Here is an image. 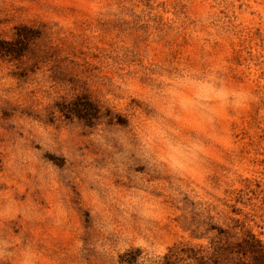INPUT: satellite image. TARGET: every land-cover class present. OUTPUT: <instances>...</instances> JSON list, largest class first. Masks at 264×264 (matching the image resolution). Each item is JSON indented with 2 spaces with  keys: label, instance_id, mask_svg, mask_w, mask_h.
I'll use <instances>...</instances> for the list:
<instances>
[{
  "label": "rangeland",
  "instance_id": "obj_1",
  "mask_svg": "<svg viewBox=\"0 0 264 264\" xmlns=\"http://www.w3.org/2000/svg\"><path fill=\"white\" fill-rule=\"evenodd\" d=\"M202 10L209 13L206 23L199 17ZM200 68L210 69L212 83L195 78L193 70ZM181 72L186 91L172 89L170 95L185 116L173 135L191 136L193 129L201 134L203 125L192 116L207 107L201 101L242 88L251 93L250 102L236 112L220 111L214 160L190 170L180 185L171 177L159 184V173L134 170L137 185L157 182L149 190L157 198L172 189L153 225L155 247L141 239L140 247L120 254L116 241L90 239L82 257L107 245L117 253H106L110 264H130L134 256L133 264H264V0H0V93L26 88L28 96L2 117L26 119L41 104L61 101L56 107L68 122L76 116L78 123L92 125L87 136L78 135L76 152L84 168L99 177L97 184L105 175L99 170L112 162L104 145L119 152L124 138L90 140L93 130L123 131L138 115H148L144 106L152 107V98L144 90L158 84L163 89L162 77ZM169 116L180 119L176 108ZM0 129L7 134L12 125L0 123ZM6 138L0 134V144ZM181 152V145L169 147L173 168L182 167ZM63 161L66 165L67 157ZM122 174L124 181L109 173L111 188L127 189V167ZM64 185L69 203L95 188ZM19 187L20 200L34 194ZM72 218L82 220V213L74 208ZM9 227L13 233L25 230L19 220ZM46 247L55 252L59 242L47 239Z\"/></svg>",
  "mask_w": 264,
  "mask_h": 264
},
{
  "label": "clouds",
  "instance_id": "obj_2",
  "mask_svg": "<svg viewBox=\"0 0 264 264\" xmlns=\"http://www.w3.org/2000/svg\"><path fill=\"white\" fill-rule=\"evenodd\" d=\"M208 15L206 10L199 13L201 23L207 22ZM193 72L195 78L207 77L212 83L208 75L210 69H194ZM162 79L163 89L158 84L155 89L144 90L152 98V107L144 106L148 115H138L123 131L93 130L88 137L90 140H98L101 136L124 138L119 152L110 144L104 145L112 153L109 158L112 162L107 170H99L105 172L99 184L96 183L99 177H94L84 168L76 152L78 135L87 136L91 124L78 123L80 118L76 116L68 122L56 107L61 101L55 100L47 108L41 104L26 119L19 115L16 119H4L3 110L12 112L14 105L22 103L20 97L28 99L27 89L17 91L8 88L0 93V123L12 125L7 134L0 129V134L7 136L0 144V264H90V260L95 264H110L106 253L112 256L117 253L107 245H97L90 257L79 254L85 247H91L88 244L90 239L114 240L120 254L130 247H140L136 242L141 239L156 246L155 240L159 237L153 225L165 212L164 200L172 189L168 188L157 198L149 191L157 188V182L137 185L134 170L142 168L146 175L159 173V184L167 185L171 177L174 185H180L181 178H187L190 170L199 171L214 160V152L220 147L215 139L220 111L242 110L251 98L250 92L237 88L214 99L201 101V105L207 107L192 113L203 125L201 134L196 136L193 129L191 136L180 131L173 135V130L181 127L185 113L174 104L175 98L170 92L172 89L186 91L180 87L184 74L181 72L176 77ZM214 87L220 90V82L217 81ZM170 108H176L179 120L170 118ZM176 145L182 146L178 156L180 168H173L169 157V147ZM63 157H67L66 165ZM122 160L124 164H121ZM124 167L128 168V176L131 177L127 181V189L111 188L109 173L114 171L118 179L124 181ZM64 182L80 183L85 188L92 183L95 188L87 191L82 199L69 203ZM20 184L28 189V193L34 194H25V199L20 200ZM105 188L110 190L105 191ZM74 208L82 213V220L72 218ZM14 220L23 223L25 230L13 233L9 222ZM47 239L59 242L55 252L46 247Z\"/></svg>",
  "mask_w": 264,
  "mask_h": 264
},
{
  "label": "trees",
  "instance_id": "obj_3",
  "mask_svg": "<svg viewBox=\"0 0 264 264\" xmlns=\"http://www.w3.org/2000/svg\"><path fill=\"white\" fill-rule=\"evenodd\" d=\"M136 259H137V257L134 256L132 259L128 260V263L133 264Z\"/></svg>",
  "mask_w": 264,
  "mask_h": 264
}]
</instances>
